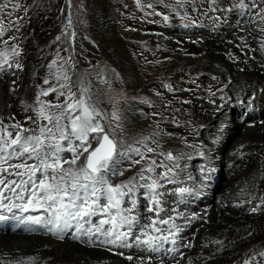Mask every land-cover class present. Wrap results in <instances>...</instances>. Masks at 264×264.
Masks as SVG:
<instances>
[{
  "label": "bare ground",
  "instance_id": "obj_1",
  "mask_svg": "<svg viewBox=\"0 0 264 264\" xmlns=\"http://www.w3.org/2000/svg\"><path fill=\"white\" fill-rule=\"evenodd\" d=\"M223 3L224 0H216L217 10L230 8H225ZM208 4L213 3L211 0H195V8L204 18V25L213 17L220 25L217 26L216 23L212 28L215 30L214 35L203 31L195 37L184 38L191 40L188 43H184L183 37L176 34L175 30L144 31L143 28L137 29V26L132 25L129 28L131 30L129 35L133 40L127 44L120 28H115L119 20L110 9V1L94 0L93 7L99 11L105 23L113 28L116 39L112 61L116 67L115 79L121 87L111 92L114 93L112 102L115 107H123V111H117L118 121L111 118L108 120L109 123L114 126L131 125L125 121L122 114L133 93L139 90L122 88L123 78L131 82L133 75L129 73L118 75V68H124L131 73L134 72L132 67L136 68L138 88L152 93L151 97L157 100L162 113L158 117L153 114L144 116V110L147 109L137 101V103L131 101L130 113L135 117L133 119L160 127L164 132L161 137L163 142L167 141L168 145L176 149H183L182 153H189L196 158L200 157V152L204 153L200 158L201 162L192 163L190 175H182V180H187L191 176L194 180L201 181L200 171L206 163L203 158L210 160L208 166L219 171L224 178L218 192L215 184L195 185L192 181V184L188 185L196 191L203 190L208 195L206 201L201 204V209H196L192 213L181 211L179 215L183 217L180 223L184 224L182 227L184 240L188 246H195L196 251L185 253L179 262L173 263L159 261L153 257L149 259L150 256L136 252L127 254L67 239H56L41 232L5 234L4 231H0V264H237L239 261H243L244 264L245 260H251L249 256L252 254L251 251H254L253 248L264 243V215L261 220L244 216L233 211L229 202L233 199H256L264 203V115L260 121L248 119L242 122L240 116L238 118H235L234 114L225 116L223 112L229 110L228 108L221 111L215 106L224 102L229 106L231 101L236 103L252 97V91L255 89L256 103L261 105L264 77L257 67L256 49L264 46L262 31L264 22L261 20L254 26L253 32L240 30L230 32L227 27L232 25L233 15H230V21L226 23L228 16L224 18L220 13L209 14L205 8ZM144 9L143 13L149 14ZM221 17L225 25H222ZM177 24L173 18L171 25ZM92 26L97 27L95 22ZM222 32L225 33L224 38ZM195 41L198 44L189 48L188 44ZM146 45H152L153 50L150 51L152 54L144 53ZM158 49L164 51L159 52ZM165 51L172 57H166L163 53ZM125 61L128 63L125 64ZM195 76V80H191ZM197 77H202V81L198 82ZM153 78L158 79L157 85L162 88H165V85H173L174 89L172 87L173 91L170 92L178 93L172 94L175 97L165 94L156 86V80L149 81ZM212 78L221 79L222 83L211 82ZM202 89L206 90L205 93L202 92L204 95L200 92ZM9 90V82L4 84L0 82V112L7 106L6 95ZM187 90L189 92L184 93ZM106 95L105 91L99 93L102 98ZM235 112L237 109H234ZM174 120L181 121L180 125L186 126V131L190 130L191 134L181 135L178 130H171L170 121ZM197 136L199 137L196 138ZM232 161L238 168L228 173L225 167ZM188 165L180 164V171H184L185 167L189 168ZM167 201L168 205H165V208L176 211L177 207L171 205L170 197H167ZM141 202L142 205H146L144 201ZM141 212L143 214L140 215L141 222L144 223L143 217L149 215L145 212V207L141 206ZM209 222H214V226H210ZM198 223H201V227ZM205 245L206 250L200 249ZM129 255L134 259L127 260L126 257ZM30 257L35 259L30 260Z\"/></svg>",
  "mask_w": 264,
  "mask_h": 264
},
{
  "label": "snow or ice",
  "instance_id": "obj_2",
  "mask_svg": "<svg viewBox=\"0 0 264 264\" xmlns=\"http://www.w3.org/2000/svg\"><path fill=\"white\" fill-rule=\"evenodd\" d=\"M188 2L196 10L195 0H177V5L183 8ZM211 2L215 4L216 0ZM147 6L152 7L151 4ZM6 7L0 6V12ZM14 7L19 8L20 5ZM165 7L176 11L171 5ZM247 7L245 0L234 6L239 10ZM176 14L179 15V12ZM163 19L167 22L169 16L163 15ZM261 20L264 21V17ZM2 25L0 20V37L6 31ZM19 54L14 47L11 55ZM9 59L7 50L0 52V69L4 65L11 67ZM60 78L57 76V79ZM62 78L70 81L66 72H63ZM45 83L48 81L45 80ZM165 87L172 91L171 85ZM60 88H67L66 96L64 91L58 93V96H65L63 104L50 107L62 110L52 114L41 104L36 110L37 115L47 123L38 126L35 132L18 123L4 125L0 121V222L14 220L27 226V231L35 230L31 226H40L59 239H64L69 230H74L73 238L76 240L86 238L90 243L99 241L100 246L114 245L122 249L138 247L155 253L166 243L175 245L181 229L175 223V217L167 214L174 209L166 210L164 207V192L161 189L165 184L161 181L178 183L170 174L175 175L174 169L179 168L177 161L182 157L175 156L171 151L158 153L164 160L172 161V167H169L163 160L158 163L146 156V153L156 151L148 146L150 138L138 141L139 147L126 145L122 139L118 141L115 129L105 131L102 123L105 116L92 102L88 88H80L79 93L73 92L68 84H61ZM55 91L56 88L50 87L41 94L47 96ZM112 119L119 120L116 111L112 113ZM116 127L120 128V125ZM13 128L17 129L15 133L11 130ZM65 153H70V158H65ZM145 160L148 162L131 180L113 183L112 177L124 174L126 161L132 167ZM157 168L165 169L158 174L160 179L153 178ZM203 172L204 169H201ZM146 173L149 175L146 176ZM188 179L193 178L189 176ZM141 189L147 199L145 212L154 214L144 216V223H141L137 197ZM193 191L191 187H177L173 194L178 195L182 202L185 195ZM94 217L99 218L98 222H93ZM176 250L175 247L171 249L173 252ZM258 255L264 257V252ZM126 259L131 261L134 257L129 255ZM244 264H251V261L245 260Z\"/></svg>",
  "mask_w": 264,
  "mask_h": 264
},
{
  "label": "rangeland",
  "instance_id": "obj_3",
  "mask_svg": "<svg viewBox=\"0 0 264 264\" xmlns=\"http://www.w3.org/2000/svg\"><path fill=\"white\" fill-rule=\"evenodd\" d=\"M109 1L111 3L110 9L116 19L119 20V24L115 28H120V32L127 44L131 43V40H133L131 39V35H129L131 31L129 28H131L130 26L132 25L137 26V29L143 28L142 30L144 31L152 29L162 32L172 26L171 24L173 23V18H175L178 23L177 26H174L176 34L179 33L181 25L187 24L189 25L188 27L191 28H203L204 25V18L199 15L196 8V10H193L191 2L185 3V6L180 8L177 5V0H163V2H161V0H140L139 5L137 4V0ZM254 2L260 4L263 15L264 0H245V3L248 6H252ZM239 3L240 0H224L222 5L225 6V8L230 7V11L234 12V6ZM16 4L20 5V7L15 8L14 5ZM149 4L152 5L151 8L147 6ZM3 5H7V7L0 12V20L3 21L2 26L6 29V31L4 35L0 37V52L5 50L9 52V64L11 65V67L4 65V67L0 69V82L3 84L6 82L10 83V90L6 95L7 106L0 112V121H2L4 125L18 123L24 128L32 129L35 132L38 130V126L47 123L46 121L41 120L37 115L36 110L41 106V104H43L45 109L52 114L62 110L61 108L50 107V105L63 104L65 100L67 88L61 89V84H68L71 87V90L77 93H79L80 88L86 87L89 89L88 94L91 95L92 102L95 103L96 107L105 116V119L102 121L105 131H109L110 128L115 129V138L118 141L122 139L126 145H132L134 147L140 146L137 143L138 141L144 140L146 137L150 138L147 141L148 146L154 148L156 151L154 153H146L147 157L157 160L158 163L163 160L165 164L172 167V161L164 160V157L158 155L160 152L167 153L171 151L175 156L182 157L178 160L179 166L180 164L183 166H185V164H189V168L185 167L183 169L184 171H180V167L174 169L175 174L177 173L179 176L178 180L176 175L173 176L170 174V176L179 181L182 175H190L189 171L191 164L196 161L201 162L200 158L202 156L196 158L195 156H190L189 153H182L183 149H176L175 147L168 145L166 143L167 141H165V143L163 142L164 140L161 137L164 135V132L160 127L143 124L141 121L133 119L135 117L130 113L131 101L134 103L137 101L142 105V107L147 109L144 110V116L147 114H153L155 117H158L161 116L162 113L157 100L151 97L152 93L144 91L142 88H138L136 68L133 69L132 67V70L134 71L132 73L124 68H118V75L121 73H129L130 75H133V80L131 82L123 78L121 84L122 88L125 90H139L133 93L131 100L128 101L125 106V112L122 114L125 121L131 123V125H123L120 126V128H117L116 125L114 126L109 123L108 120L112 118V113L114 111H123V107L116 108L115 104L112 102L114 100V89L121 87L119 82L115 79L114 74L116 75V67L112 61L113 47L116 43V39L113 34V28L106 24L100 17L99 11L93 8L94 0H0V6ZM165 5L175 7L176 11H173L172 7H165ZM143 8H145L144 10L149 14L145 12L143 13ZM205 8L208 9L209 14L211 15H217V13L220 12V16L223 14L221 9H219L220 12H218V5L216 3L208 4ZM229 9L224 11V13L230 12ZM177 12H179V15L176 14ZM157 13H161L162 15H158ZM163 15L169 16V20L167 22L163 19ZM181 17H183V19H181ZM69 19L71 20L70 26ZM93 22H95L97 27L92 26ZM221 22L222 25H225L222 17ZM211 23H213V21L207 22V26L205 27L206 30H209L208 28ZM250 32H253V29H250ZM58 37L59 39H57ZM222 37L224 38L223 34ZM186 39H184V43L191 41ZM5 41H7V44H5ZM197 44L198 42L195 41L194 43L188 44V47L190 48L191 46H195ZM146 46L147 47L143 49L144 53L152 54L150 52L151 49L153 50L152 45ZM14 47L19 51V55H11ZM157 51L162 52L164 50L158 49ZM167 52L168 51L163 52L164 55L166 57H172L170 54H167ZM126 63H128V61H125V64ZM17 64L21 65V67H16ZM63 72H66V74L70 77V81L66 82L62 78ZM57 76H61V78L57 79ZM195 78L196 76L191 80L194 81ZM197 78L198 82L202 81V77ZM45 80L48 81L47 84L45 83ZM152 80H156L155 84L158 87V79L153 78L149 81ZM116 83H118V85H116ZM216 83L222 82L219 81ZM171 86L173 87V85ZM50 87L56 88V91L50 92L47 96L41 94ZM158 88L168 95L178 93L170 92L166 87L162 88L159 86ZM60 91H64L65 96H58ZM101 91L107 92L106 97L102 98L99 96ZM188 92V90L184 91V93ZM200 92L205 93L206 90L202 89ZM125 96L126 93L124 92L123 97ZM37 97H39V101L37 100ZM223 113L225 115V112ZM237 116L238 114H236L235 118H238ZM170 122L171 130H178L177 132H180L181 135H184L185 133L191 134L190 130L186 131V126L180 125L182 123L181 121L174 120ZM176 122L179 124H176ZM11 130L15 133L17 129L13 128ZM171 137L172 136H168V138ZM198 137L199 136L196 138ZM153 141H155V143H153ZM164 146L166 147L164 148ZM64 155L65 158H70L71 156L70 153H65ZM189 156L191 159H188ZM133 158L139 159L138 156H133ZM147 162L148 161L145 160L142 161L141 164L129 167V162L126 161L123 165L126 169L124 174L117 175L116 178L112 177L113 183L121 184L131 180L132 177L136 176L141 167H143ZM163 171H165L164 168H157L156 174H153V178L160 179L158 174ZM145 175L147 176L149 174L146 173ZM199 179L200 178L198 177V180ZM223 179L224 178L220 173L218 183L215 184L216 192H218L222 187L221 182ZM192 181L195 182V185H208L202 180L196 181L194 179L187 181V184L191 185ZM143 182L144 181H140V183ZM161 182L165 184L164 188L161 189V191L164 192V207L165 205H168L167 197L171 198V205L175 206L173 201L174 184H168L164 181ZM143 191L144 190L141 189L137 193L140 215L142 214L141 206L146 207V205H142L141 200L147 204L146 197L142 195ZM255 201L257 203L263 202L257 201L256 199ZM232 209L235 212H239L235 207H232ZM179 211L180 210L177 208L176 211L174 210L167 214H171L175 217V220L181 227L182 225L179 223L181 220V216H179L181 215V212ZM147 214L150 217L154 215L153 213ZM262 217L258 218V220H261ZM98 219L99 218L94 217L93 222H98ZM209 225L214 226V222H209ZM198 226L201 227V223H198ZM164 247L170 250L173 247L177 248V242L175 245L171 242L166 243ZM104 249L122 251L127 254H131L132 252L143 254L147 251L138 247L122 249L114 245L104 246ZM200 249L206 250L207 245ZM253 249L254 251L250 250L252 254L249 256V258H251V264L257 262L264 264V257H260L258 255V253L264 252V243ZM194 251H196L195 246L190 247V250L187 252L192 253ZM168 255L169 252L167 250L146 254V256L156 258L159 261L166 258ZM253 257H255L254 260L252 259ZM237 264H243V261H239Z\"/></svg>",
  "mask_w": 264,
  "mask_h": 264
}]
</instances>
